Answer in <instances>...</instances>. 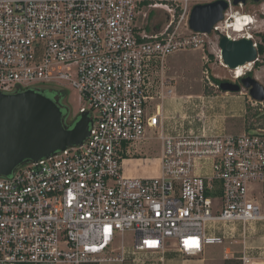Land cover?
Masks as SVG:
<instances>
[{
  "label": "built area",
  "instance_id": "built-area-1",
  "mask_svg": "<svg viewBox=\"0 0 264 264\" xmlns=\"http://www.w3.org/2000/svg\"><path fill=\"white\" fill-rule=\"evenodd\" d=\"M144 1L0 0V90L65 92L68 83L91 118L82 143L0 175V264H144L139 254L164 261L169 250L193 257L228 243H242L237 258L255 264L261 247L247 241L264 238V127L218 130L205 96L174 95L170 57L203 49L209 34L190 28L183 0L149 3L170 12L164 30L149 31ZM226 1L213 32L255 40L229 30L255 17ZM170 98L192 111L167 113ZM150 139L160 143L158 172L128 175L124 161Z\"/></svg>",
  "mask_w": 264,
  "mask_h": 264
},
{
  "label": "water",
  "instance_id": "water-1",
  "mask_svg": "<svg viewBox=\"0 0 264 264\" xmlns=\"http://www.w3.org/2000/svg\"><path fill=\"white\" fill-rule=\"evenodd\" d=\"M248 1L233 0L234 5ZM228 8L226 0L196 4L191 10L189 26L196 32L211 34L214 26L224 19ZM219 46L222 61L231 70L259 60L258 48L252 38L244 36L234 40L222 35ZM241 80V83L223 81L219 88L240 92L244 87L252 99L264 101V85L255 76L246 72ZM67 119L63 106L44 90H0V175H10L27 161L82 143L90 134L89 114L82 113L72 122Z\"/></svg>",
  "mask_w": 264,
  "mask_h": 264
},
{
  "label": "rangeland",
  "instance_id": "rangeland-1",
  "mask_svg": "<svg viewBox=\"0 0 264 264\" xmlns=\"http://www.w3.org/2000/svg\"><path fill=\"white\" fill-rule=\"evenodd\" d=\"M152 4L159 3L161 0H150ZM214 0H183L182 2L187 3L189 8H192L196 4L208 3ZM165 2V1H164ZM174 2V1H170ZM182 3V4H183ZM165 4V3H164ZM148 12V19L144 22L148 30L151 32H159L164 30V28L170 22V12L162 7L153 8L149 4L145 7ZM241 12L248 13L253 15L257 22L249 30L254 35V41H260L258 37L259 32H264V0H260L258 3L252 0H249L245 5L244 9ZM185 26V20L183 21ZM185 30V27H183ZM204 48L200 49H187L177 51L170 57L171 63V75L174 77L176 84V93L181 95L184 94H210V95H220L222 90L216 86H208L205 83V74L206 69L209 70L210 77L213 79V76L218 78H223L232 82L241 83L238 79H241L244 72L252 71L253 75L257 78L259 82L264 85V54L259 55V66H255V63H249L246 66H240L235 70H231L222 64L221 49L219 46L220 38L218 34L212 32L208 36H205ZM204 56L209 60L207 61ZM62 86L66 89L64 94H62V103L64 105L65 115H68V121H75L80 117L79 110L82 106V101L80 99L79 92L74 89L68 83H62ZM49 89L48 91H50ZM53 97H57V91H51ZM232 93H238L240 97H235L236 101L234 103L238 106L239 103L244 104L246 109L245 114V123L242 118H229L224 124L225 128H228L232 132L241 133L247 130L246 126L250 129H255L258 127H264V104L252 105L250 101L249 91L244 87L240 92H229V95ZM233 96V95H232ZM245 96V99L243 98ZM219 103L226 101L227 95L225 97L219 98ZM233 102V100H231ZM191 103H186L185 110L190 112L189 107ZM220 110H222V104L219 105ZM199 108L197 109V111ZM228 121V122H227ZM160 143L156 144H146L143 147L146 152L136 154L131 158H127L124 161V169L128 175L133 176H147L153 175L158 171L159 161L156 157L159 154ZM133 232L127 231L124 239L126 244H131L133 242ZM230 247H235L236 243H228ZM235 245V246H234ZM236 249H240L238 246ZM120 252V243L117 242L115 245V251L113 254H118ZM172 256L181 258L178 253H173ZM138 257L144 264H153L159 262V256L154 254H139ZM101 264H134L130 259L125 262H102Z\"/></svg>",
  "mask_w": 264,
  "mask_h": 264
},
{
  "label": "crops",
  "instance_id": "crops-1",
  "mask_svg": "<svg viewBox=\"0 0 264 264\" xmlns=\"http://www.w3.org/2000/svg\"><path fill=\"white\" fill-rule=\"evenodd\" d=\"M175 89H176V84H175ZM174 95L179 97V96H186L189 94L181 95L179 93H176V90H175ZM194 95L205 96L206 100H205L204 109L207 114V122L209 123V125L214 126L216 129L218 130L224 129L228 132H232L228 128H225L224 126V124L226 123V120H228L229 118H242L245 123V114H246V109L244 107L245 105L239 103L237 106L234 103V101H236L234 100L236 99L235 97H240L238 93H232L231 95H229V92L222 90V93L220 95H215V96L210 95V94H194ZM225 95H227L228 99H226V101H223L222 103H219L220 101L219 98L225 97ZM243 98L245 99V96ZM231 100H233V102ZM182 103H183V100H179L176 98H170L165 103V110L167 111V113L183 112L186 104H182ZM220 104H222V110H220V107H219ZM197 109L195 110V112L200 111V108L198 111ZM191 111L192 109H190V112ZM232 133H236V132H232ZM156 143H158L157 140L150 139L143 144L146 145V144H156ZM144 148L145 147L141 148L142 151L144 150ZM144 152L146 151L144 150ZM247 245L252 246V247H261V252L259 250L258 251L256 250L253 253V261L255 262V264H264V238L257 237V238L250 239L247 241ZM238 246L240 247V249H236ZM242 250H243L242 243L236 245L235 247L233 246L230 247L227 244L226 245H208L205 248L204 252L201 253L200 255L193 256V257H181V258L172 256V252L175 253V251L169 250L166 253L164 261H161L159 257L158 259L159 262L153 263V264H226V263L242 264V261L237 258L238 256H240L241 254L240 252ZM234 260H237V263H232Z\"/></svg>",
  "mask_w": 264,
  "mask_h": 264
},
{
  "label": "trees",
  "instance_id": "trees-1",
  "mask_svg": "<svg viewBox=\"0 0 264 264\" xmlns=\"http://www.w3.org/2000/svg\"><path fill=\"white\" fill-rule=\"evenodd\" d=\"M254 1V0H252ZM254 2H259V1H254ZM145 4H149V3H152L150 0H145L144 1ZM258 37L260 38V41L257 42V48H258V53L259 55H263L264 54V32H259L258 33ZM248 65V64H247ZM260 65V62L259 60H257L255 62V66H259ZM246 72H244L245 74ZM248 73H251L250 75H252V71H249ZM243 74V75H244ZM242 75V76H243ZM225 79H221V78H218V77H215L213 76V81L217 84V85H220L221 82H223ZM64 94V93H63ZM65 95V94H64ZM65 112V110H64ZM68 116V115H67ZM68 122V121H67ZM247 130H250V128L248 127V125L246 126ZM239 262V261H238ZM232 263H237V260H234ZM84 264H99V263H95V262H89V263H84ZM228 264V263H226Z\"/></svg>",
  "mask_w": 264,
  "mask_h": 264
},
{
  "label": "bare ground",
  "instance_id": "bare-ground-1",
  "mask_svg": "<svg viewBox=\"0 0 264 264\" xmlns=\"http://www.w3.org/2000/svg\"><path fill=\"white\" fill-rule=\"evenodd\" d=\"M247 19H248V22H246V23L244 21H238L236 24L229 25L230 26L229 30L234 31L237 34H239L240 36H242L245 32L249 31L257 22V20L255 18H251L250 15L247 17ZM249 33L252 34L251 31H249ZM250 36H252V35H250ZM251 63H253V62H251ZM222 64L224 66H226L223 63V61H222Z\"/></svg>",
  "mask_w": 264,
  "mask_h": 264
},
{
  "label": "flooded vegetation",
  "instance_id": "flooded-vegetation-1",
  "mask_svg": "<svg viewBox=\"0 0 264 264\" xmlns=\"http://www.w3.org/2000/svg\"><path fill=\"white\" fill-rule=\"evenodd\" d=\"M247 74H251V73H248L247 72ZM253 75V74H252ZM254 76V75H253ZM224 81H229V80H224ZM238 81H242L241 79H238ZM218 88H219V85H218ZM49 89H51L50 91H48ZM57 91L58 93H57V97H53L52 96V93H51V91ZM44 93L46 94V95H48L49 97H52V98H54V99H56L62 106H63V109H64V105H63V103H62V94H63V92H60V91H58V90H56V88H53V87H50V88H47V89H45L44 90ZM67 118H68V116H67ZM67 121H68V119H67Z\"/></svg>",
  "mask_w": 264,
  "mask_h": 264
}]
</instances>
